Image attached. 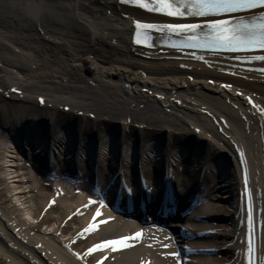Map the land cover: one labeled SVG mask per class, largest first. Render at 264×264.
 Instances as JSON below:
<instances>
[{"label":"bare ground","instance_id":"obj_1","mask_svg":"<svg viewBox=\"0 0 264 264\" xmlns=\"http://www.w3.org/2000/svg\"><path fill=\"white\" fill-rule=\"evenodd\" d=\"M137 21L185 22L123 0H0V183L36 221L4 207V182L0 264H247L249 193L264 264V62L155 29L137 44ZM56 223L70 239L33 233ZM129 231L156 245L88 253Z\"/></svg>","mask_w":264,"mask_h":264},{"label":"snow or ice","instance_id":"obj_2","mask_svg":"<svg viewBox=\"0 0 264 264\" xmlns=\"http://www.w3.org/2000/svg\"><path fill=\"white\" fill-rule=\"evenodd\" d=\"M123 2L136 3L148 12L185 21L164 24L137 21L135 33L137 44L145 43L147 46H152L148 44L151 40L149 33L155 29L168 35L171 47L181 50L189 48L213 52L255 53L259 51L264 53V0H123ZM241 13L246 15H241ZM173 35L179 36L180 39L173 41L171 39ZM198 58L203 59V57ZM245 59L264 62V54L248 55ZM224 87L231 88V85L226 84ZM245 183H247V175H245ZM126 191L131 195L130 188H126ZM90 203H100L103 206V201L90 200ZM96 215L100 216L101 213L97 212ZM97 227L98 225L93 224L84 231H95ZM252 230V206L249 193L247 264H256ZM141 235V233H136L135 238ZM132 238L125 237L95 245L88 249V253L91 254L103 247H111L113 250L127 247L129 246L127 241ZM77 255L79 256L78 253ZM172 255L179 256V253ZM97 264H103V262L99 261Z\"/></svg>","mask_w":264,"mask_h":264},{"label":"rangeland","instance_id":"obj_3","mask_svg":"<svg viewBox=\"0 0 264 264\" xmlns=\"http://www.w3.org/2000/svg\"><path fill=\"white\" fill-rule=\"evenodd\" d=\"M12 71L14 72L13 73V75H15V76H17L18 74H19V72L18 71H16V70H13L12 69ZM5 73H1V75H4ZM17 74V75H16ZM20 75V74H19ZM18 75V76H19ZM20 76H22V75H20ZM80 84V83H79ZM82 85V84H81ZM12 104H17V102H12ZM5 156H8L7 157V165H8V169L10 170V171H15V169H16V163L15 162H13V160L11 159V156H10V154H5ZM2 164V163H1ZM1 164H0V168H1ZM3 178H5V177H3ZM7 183L9 186H15V190L14 191H12V193L11 194H13L14 196L13 197H19L20 198V200L22 199V201L21 202H23V203H21V205L19 204V205H15L14 203H13V201H11L13 198H11L12 196H11V194L9 193V195H8V197H6V198H2L1 200H3V202H4V207L6 208V209H12V211L11 212H13L14 210H15V208H24V206H28L26 203H24V201H23V195L22 194H20L19 193V185H17L18 183H15V179H13V178H6V180L4 179V181H2L0 184H2L1 186H0V188L2 187V186H5V183ZM17 186V187H16ZM215 192H216V190L215 191H213V192H211L212 193V195H215ZM30 195H33V194H30ZM216 200V199H215ZM241 200V199H240ZM218 201H220V200H218ZM222 202V201H221ZM228 205V204H227ZM32 208H34V206L32 207ZM25 209V208H24ZM34 212V211H33ZM33 214V213H32ZM13 216L15 217V219H17V221H18V219H19V221H21V223L23 222V223H25L24 225L25 226H27V227H35V225H36V221H35V219L33 218H29V222H25L23 219H22V217H20L19 215H17L16 214V212L14 211L13 212ZM222 218V217H221ZM215 219L216 220V222H220V220H222V219ZM21 219V220H20ZM223 222H225V224H228L231 228L233 227V224L232 223H230L231 221H229L228 220V218H225L224 220H223ZM29 223V224H28ZM57 224L58 223H56L54 226V228L52 229V230H50V228L48 227V225H44V226H42V227H40L39 228V231H34L33 233L34 234H37V235H39L40 234V236H45L46 238H52V237H57L59 240H61V242L62 241H66V239H70V238H67V237H69V236H64L65 234L63 233V234H57L56 233V227H57ZM128 233H131V235H133V238H135V234L134 233H132V232H128ZM71 237V236H70ZM4 239V238H3ZM154 239V238H153ZM152 239V237H150L149 235H147L146 233H142V235L139 237V238H135L134 240H132L131 242L132 243H138L137 244V246L139 247H143V248H146V249H151L153 246H155L156 244H154V240ZM153 240V241H152ZM231 242L233 241V240H230ZM129 243H130V241H128ZM142 244H144V246H142ZM135 245V244H134ZM165 244L164 243H159V245H157V246H160V247H163ZM67 251L69 252V254H71L72 256H74V252H75V250H73L72 248H67Z\"/></svg>","mask_w":264,"mask_h":264}]
</instances>
